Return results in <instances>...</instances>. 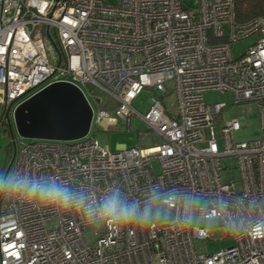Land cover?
Returning a JSON list of instances; mask_svg holds the SVG:
<instances>
[{"label": "built area", "instance_id": "1", "mask_svg": "<svg viewBox=\"0 0 264 264\" xmlns=\"http://www.w3.org/2000/svg\"><path fill=\"white\" fill-rule=\"evenodd\" d=\"M247 38L235 57L234 43ZM56 81L83 89L97 130L120 121L129 129L133 101L153 88L157 96L140 115L160 142L112 151L91 132L76 141L14 135L4 179L54 176L77 191L118 187L141 204L153 190L193 203L165 201L174 216L156 223L155 235L133 226L116 236L74 210L40 207L0 187V264H264V241L246 236L264 221V12L240 21L235 0H0V126L13 131L16 107ZM171 81L175 98L164 103ZM207 91L231 93L233 104L256 103L260 138L234 139L247 125L240 116L221 126L220 143L215 122L229 104L206 103ZM225 157L236 159L238 178L223 166ZM186 212L191 221L177 222ZM226 221L245 225L238 237L224 231ZM213 228L235 244L202 252L198 242Z\"/></svg>", "mask_w": 264, "mask_h": 264}, {"label": "clouds", "instance_id": "2", "mask_svg": "<svg viewBox=\"0 0 264 264\" xmlns=\"http://www.w3.org/2000/svg\"><path fill=\"white\" fill-rule=\"evenodd\" d=\"M0 187L10 189L21 198L40 207L54 208L64 212L76 211L91 227H102L119 236L135 226L141 231L155 235L153 226L166 220L171 215L170 208L164 202L182 201L186 208L191 207L193 200L189 196H178L175 192L161 193L153 190L147 194L143 204L139 199L129 200L118 187L96 194L77 191L69 188L59 177H39L14 175L8 179L0 177ZM222 208H227L220 201ZM177 222L189 223L191 216L187 212L176 217ZM245 225L242 222L226 221L224 231L233 236H239ZM129 232V235H132ZM246 236L253 242L264 241V221L251 226Z\"/></svg>", "mask_w": 264, "mask_h": 264}, {"label": "rangeland", "instance_id": "3", "mask_svg": "<svg viewBox=\"0 0 264 264\" xmlns=\"http://www.w3.org/2000/svg\"><path fill=\"white\" fill-rule=\"evenodd\" d=\"M110 3H115L117 0H107ZM251 39L240 40L233 45V52L235 57H239L244 53L245 48L250 45ZM167 95L162 97V101L165 103L167 97H174L176 93L175 83L173 81L166 84ZM157 96V93L151 87H144L141 93L133 101V107L137 113L131 118L130 128L128 129L127 123L120 121L119 123H113L112 125L100 124L98 130L96 125H93L90 136L94 135L98 138L100 143L108 147L112 151L118 150L120 147H149L160 142L150 126L142 118V114L146 113L148 109L149 100ZM233 97L231 93L224 94L220 91H207L204 93V100L206 103H215L218 101L227 102L229 104L226 107L221 116L215 122L214 133L219 138L221 143V126L225 121L238 118L240 116H246L247 125L239 131L234 133V139L237 141H250L260 138L261 136V123L260 114L257 104L254 102H246L240 104H233ZM94 107L97 109V104L93 101ZM2 114V105L0 104V116ZM141 114V115H140ZM108 129V130H107ZM20 137L14 127L13 131L9 124H2L0 126V177L4 178L7 173L11 161L14 156V144L13 136ZM28 140V139H26ZM224 167L235 170L236 177L238 178L239 172L237 170L236 159L232 157H225L222 159ZM224 179L227 180V172H223ZM238 190L240 186L237 185ZM197 203L205 205L206 202L198 200ZM168 207L167 204H164ZM171 215L166 220H169L174 216V209L170 208ZM161 221H165L162 219ZM194 223L201 226L213 227L217 226L218 221L211 222L202 218H195ZM235 244V240L231 235H225L222 229L213 228L211 232V238L198 242V247L202 252L215 253L222 249Z\"/></svg>", "mask_w": 264, "mask_h": 264}, {"label": "water", "instance_id": "4", "mask_svg": "<svg viewBox=\"0 0 264 264\" xmlns=\"http://www.w3.org/2000/svg\"><path fill=\"white\" fill-rule=\"evenodd\" d=\"M93 119L94 109L83 89L70 81L41 88L21 102L13 116L18 135L29 140H80L90 134Z\"/></svg>", "mask_w": 264, "mask_h": 264}, {"label": "trees", "instance_id": "5", "mask_svg": "<svg viewBox=\"0 0 264 264\" xmlns=\"http://www.w3.org/2000/svg\"><path fill=\"white\" fill-rule=\"evenodd\" d=\"M238 20L247 21L264 12V0H235Z\"/></svg>", "mask_w": 264, "mask_h": 264}]
</instances>
